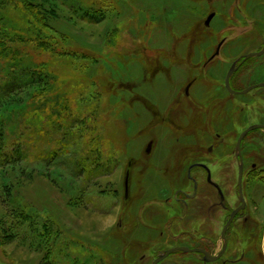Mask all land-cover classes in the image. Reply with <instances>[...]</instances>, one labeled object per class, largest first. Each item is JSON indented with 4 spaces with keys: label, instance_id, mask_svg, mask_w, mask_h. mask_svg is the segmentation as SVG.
Listing matches in <instances>:
<instances>
[{
    "label": "rangeland",
    "instance_id": "obj_1",
    "mask_svg": "<svg viewBox=\"0 0 264 264\" xmlns=\"http://www.w3.org/2000/svg\"><path fill=\"white\" fill-rule=\"evenodd\" d=\"M26 3L40 11L41 29L31 32ZM229 3L0 0V37L5 27L33 36L3 39L9 54L0 53V264H152L177 247L220 252V233L239 205L237 139L264 124V88L224 89L237 58L262 45V10L235 22ZM223 36L221 57L203 69ZM251 61L229 80L232 90L264 82V54ZM49 81V100L65 93L75 107L67 130L79 147L98 139L103 167L91 158L94 170L84 172L80 153L44 143L30 117L42 108L34 94ZM206 129L225 141L208 139ZM263 140L259 130L242 140L245 209L227 230L223 255L205 262L174 252L158 264H264ZM195 162L211 165L226 208L197 170L196 198L176 200L194 194L186 168Z\"/></svg>",
    "mask_w": 264,
    "mask_h": 264
},
{
    "label": "trees",
    "instance_id": "obj_2",
    "mask_svg": "<svg viewBox=\"0 0 264 264\" xmlns=\"http://www.w3.org/2000/svg\"><path fill=\"white\" fill-rule=\"evenodd\" d=\"M24 11L25 14L27 15V22L30 26V30L31 32H33L35 29H41L43 27V23H42V18H41V14L40 11L38 10L37 6H34L32 4L26 3L24 4ZM23 11V12H24ZM29 18V20H28ZM44 20V18H43ZM6 26V25H5ZM15 30L13 29H8L7 27H5V30L3 31L2 35H1V39H0V53H4L5 55L6 53L9 54V49L7 47H5L4 45V40L5 38H9V39H5V40H13L17 37H19L20 39L18 40H23L25 42H31L32 39V35L29 34V32L27 33H14ZM14 35V36H13ZM19 35V36H18ZM31 39V40H30ZM26 49H28L29 45H24ZM14 51V50H12ZM252 61L248 60L246 62V65L248 64L249 68L252 67ZM249 71V70H247ZM241 81V80H239ZM47 85L46 90L45 91H41L38 93H35L33 97V100H37V103H40L42 108L40 110H35L34 112L32 111L33 114H31V117L33 119V124L36 125V127L39 129L40 132V136L44 138V143L48 144L49 142L53 143V148H55V150H58L57 148L59 147H63L65 152H67L66 154H74V152L76 154L81 155V158L79 159L80 162L79 167L81 168V170H83L84 172H91V170H94V167H92V169H88L86 164L90 161V159H94V166H98V167H103L102 163H101V159L98 157V147H99V141L98 139L92 140L94 142L95 147L92 148L90 145L88 144H84L83 146H80L76 144L75 139L76 136L74 135V133H71L70 131H68L66 127H68L69 123H71L70 120H72V116L75 113V107H70L68 102L66 101L65 98L61 97V96H65V93H62L59 97H56L53 100H49L50 96L52 94H50L52 92V89L54 86L53 83L51 81L45 83ZM52 101V103H51ZM61 101L65 104H63V106L61 105ZM32 103V102H31ZM49 103V104H48ZM38 105V104H37ZM60 108V109H59ZM75 117V116H74ZM77 118V117H75ZM75 121H77V119H74ZM52 128L54 129L55 135L57 137H48L47 134H49L45 129H49ZM64 131L63 133H61L60 135L58 133H60V131ZM53 131V130H52ZM58 134V135H57ZM93 144V143H92ZM90 146V147H89ZM87 149V150H86ZM100 149V148H99ZM85 150V151H84ZM72 151V152H71ZM86 152V154H84ZM1 154V152H0ZM93 155V156H92ZM97 161V162H96ZM100 161V162H98ZM97 163V164H95ZM100 163V164H99ZM2 244V238L0 237V246Z\"/></svg>",
    "mask_w": 264,
    "mask_h": 264
},
{
    "label": "flooded vegetation",
    "instance_id": "obj_3",
    "mask_svg": "<svg viewBox=\"0 0 264 264\" xmlns=\"http://www.w3.org/2000/svg\"><path fill=\"white\" fill-rule=\"evenodd\" d=\"M230 6L228 5V8L229 9H231L233 12H232V20H234L235 22H238V20H245V18H247L246 16L248 15V16H250V17H254V15H255V13H259L261 10H262V15L260 16L261 17V19H262V23H260L261 24V26H264L263 24H264V13H263V11H264V3H261V1H259V0H230ZM235 13H240L241 14V18H234V15H235ZM214 18H215V13L214 12H211L208 16H207V18H206V20H205V22H204V24H205V26L206 27H208L207 29H211L210 28V26H211V21L212 20H214ZM263 38H264V36H263ZM263 38H262V41H263ZM227 37H222L221 39H220V41L216 44V48H215V50H214V52H213V54L209 57V59L205 62V63H203V65H202V67H203V69H205L211 62H213L216 58H218L219 59V57H221V55H219L221 52H222V48L225 46V44H226V42H227ZM262 44V43H261ZM233 45V44H232ZM261 49H262V45H261V47L257 50V52H259V51H261ZM217 50H218V53L217 54H215L216 52H217ZM252 53H256V52H252ZM249 54V53H248ZM264 54V53H263ZM262 54V55H263ZM244 55H246V54H242V55H240L238 58H237V64L234 66V68L236 67V71L238 70V69H240V67H242L244 64H246V62L248 61V60H251V59H253V58H257V57H261V55L260 56H255V57H252V58H249V59H247V60H245L244 62H241L242 61V57L244 56ZM241 63V64H240ZM236 71L234 72V73H236ZM234 73H233V75H234ZM232 75V76H233ZM231 76V77H232ZM230 80H231V78H230ZM197 81V79L196 78H194V80H192V81H190V83H188L187 84V86L186 87H184V92H183V96L184 97H189V89H190V87H191V85H193V84H195V82ZM232 87V85H231V83H230V88ZM262 88H264V87H262ZM224 89L226 90V92H228L227 91V89L225 88V85H224ZM257 89H261V88H257ZM257 89H254V90H257ZM253 91V90H252ZM250 93V92H249ZM228 94H230L229 92H228ZM230 95H232V94H230ZM213 111V110H212ZM211 115V114H210ZM205 120H207L206 118H204ZM209 122V121H208ZM255 125H262V126H264V124H255ZM206 127V126H205ZM257 130H259V131H264V128L263 129H257ZM204 131H205V129H204ZM249 134V133H248ZM247 134V135H248ZM246 135V136H247ZM204 136L206 137V136H208L207 138L209 139V138H211L212 136H214L215 138H219L218 140V142H217V144L218 145H220V144H222L225 140H224V138L223 137H221L217 132H215V130H213V129H206V132H205V134H204ZM260 137H257L256 139L258 140ZM259 140H261V139H259ZM263 146H264V140H263ZM207 152H209V153H211L212 152V148H208V150H207ZM240 154H241V152H240ZM235 159H236V161H237V163H238V171H239V166L241 165L242 166V179H243V170H244V166H243V158H242V155H241V160L239 159V158H237L236 156H235ZM192 170H197L199 173H201V174H203V176H204V181L209 185V186H211L212 188H214L215 190H216V193H217V195H218V198H219V205L222 207V208H226V206H227V202H226V200H225V196L223 195V193H222V190H221V188L219 187V185H217V184H215V183H213V181H212V177H211V175H212V171H211V165L208 163V162H195V163H192L191 165H189L187 168H186V172H187V175H188V179L192 182V186H193V191H194V194H192V195H188V194H183V198L182 199H176L180 204H183V205H185L184 203H186L187 201H189V200H192V199H195L196 198V193H197V189H198V181H197V178L196 179H193V178H191V176H190V174H191V171ZM237 174H238V172H237ZM237 189V188H236ZM242 196H243V194H242ZM238 201H239V199H238ZM245 202V201H244ZM241 204H240V201H239V205L236 207V208H238L239 206H240ZM236 208H234L233 210H231L230 211V213H229V216H228V218H227V221H228V219L230 218V215H231V213L236 209ZM245 209V206H244V208L242 209V210H240V211H238L237 213H236V215H235V217H234V219H233V221L232 222H234V220H235V218L238 216V214H240L243 210ZM226 221V222H227ZM232 224V223H231ZM228 230V229H227ZM226 233H227V231H226ZM226 233H225V237H226ZM220 236H221V233H220ZM222 239V238H221ZM226 240H227V248H228V239H227V237H226ZM223 241V240H222ZM226 248V249H227ZM190 249H202V250H204V251H206L207 253H209L206 249V247L205 246H200V247H196V248H190ZM221 251V250H220ZM210 254V253H209ZM212 255V254H211ZM201 259H202V261H204V259H203V255H201Z\"/></svg>",
    "mask_w": 264,
    "mask_h": 264
},
{
    "label": "water",
    "instance_id": "obj_4",
    "mask_svg": "<svg viewBox=\"0 0 264 264\" xmlns=\"http://www.w3.org/2000/svg\"><path fill=\"white\" fill-rule=\"evenodd\" d=\"M217 53H218V50H217V52L215 54H217ZM263 53H264V38H263V41H262V49H261V51L256 52V53H249V54L244 55L242 57V61L241 62H244L245 60H247L249 58H252V57H255V56H260ZM235 71H236V67L231 69V70H229L227 72V74L225 76V80H224L225 88L227 89V91L230 94H232V95H245V94H248L249 92H251L254 89L264 87V82H262V83H257V84H253L251 86H248L247 88H245L244 90H241V91L232 90L230 88L229 80H230L231 76L233 75V73ZM263 128H264V126H262V125H253V126H250V127L246 128L245 130H243L241 132V134L239 135V137L237 139L236 146H235L236 157L237 158H239V159L241 158L240 148H241V143H242V140L244 139V137L248 133H250V132H252L254 130L263 129ZM236 188H237L238 199H239L241 205L238 208H236L231 213L230 218L224 224V227H223V229L221 231V238L223 240V246H222L221 251L216 256H213V255L207 253L206 251H204L202 249H190V248H187V247H177V248H172V249L167 250L162 256H160L159 258L154 260L152 262V264H158L160 261H162L163 259H165L166 257H168L170 254H172L174 252L198 253V254L203 255V259H204L205 262H214V261L218 260L223 255V253L225 252V250L227 248V240H226V237H225V233H226L227 229L230 227V225H231L236 213L238 211L242 210L244 208V206H245V202H244L243 196H242V166L241 165L239 166Z\"/></svg>",
    "mask_w": 264,
    "mask_h": 264
}]
</instances>
